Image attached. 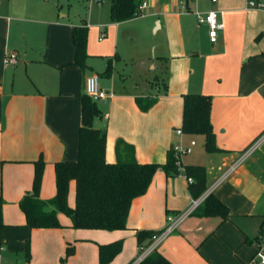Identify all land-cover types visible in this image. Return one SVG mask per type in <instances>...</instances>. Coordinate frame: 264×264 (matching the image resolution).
I'll return each mask as SVG.
<instances>
[{
  "label": "crops",
  "instance_id": "crops-1",
  "mask_svg": "<svg viewBox=\"0 0 264 264\" xmlns=\"http://www.w3.org/2000/svg\"><path fill=\"white\" fill-rule=\"evenodd\" d=\"M87 1L0 0V264H59L68 243L74 252L66 264H97L98 244L118 239L122 249L108 264H130L140 252L135 231L162 229L168 213L184 211L193 199L186 176H169L160 167L146 192L132 200L126 229L73 228L61 212L62 227L25 225L19 200L32 187L33 162L40 156L44 161L39 195L49 199L56 192L54 163L77 158L81 95L91 74L72 63V30L89 26L64 18L73 4ZM206 1L143 0L150 18L144 31L151 35L149 51L131 59V72L114 63L100 74V86L110 95L99 100L102 115L93 123L106 129L107 162L117 160L120 138L134 146L137 161L164 163L173 144L188 145L185 134L175 133L182 124V94L210 95L217 150H205L204 137L196 135L198 154L190 156L196 149L188 154L184 166H205L206 189L198 198L202 203L213 194L228 217L192 212L154 249L173 264H255L256 252H264V239L256 240L264 231V9L249 7L247 0ZM210 9L223 23L215 42L196 14ZM127 21L98 27L100 42L109 35L103 53L115 50ZM11 53L17 61L6 63ZM159 73L162 85L152 82ZM137 96L158 100L142 111ZM69 191L73 206V181Z\"/></svg>",
  "mask_w": 264,
  "mask_h": 264
},
{
  "label": "trees",
  "instance_id": "trees-1",
  "mask_svg": "<svg viewBox=\"0 0 264 264\" xmlns=\"http://www.w3.org/2000/svg\"><path fill=\"white\" fill-rule=\"evenodd\" d=\"M59 1V0H56ZM71 1V0H70ZM86 1V0H83ZM143 0H109V17L112 22H123L142 15ZM88 28L77 25L72 30L75 46L73 64L81 69L86 68ZM111 70L108 64L105 72ZM182 124L183 133L202 135L204 148L207 151L217 150L215 136L210 121V95L204 93H184ZM158 98L137 96L135 102L142 111L149 110ZM102 113L96 101L85 92L81 95V124L78 131V153L74 161L61 160L54 163L56 192L49 199L39 195L44 169L40 156L33 162L34 174L32 187L19 200V207L25 215L28 228L62 227L57 214L64 213L73 228L117 230L127 228V216L131 202L135 197L144 194L158 168L169 175L183 173L191 177L188 190L193 198L199 197L206 189V169L204 165H185L180 172L174 163L172 146L167 150L164 163L139 162L135 158L134 146L122 139L116 142L117 160L113 163L105 159L106 129L94 127V120ZM74 182V205L67 202L70 182ZM4 200L0 194V231L4 226L2 206ZM201 216L228 217L227 207L213 194L205 197L193 211ZM148 229L135 231L139 248L146 247L154 233ZM264 239L261 230L257 241ZM123 240L98 244L97 264H108L122 249ZM29 247L25 251L29 257ZM74 252L71 243L66 245L65 254L59 264H65L69 255ZM138 264H173L161 252L153 249Z\"/></svg>",
  "mask_w": 264,
  "mask_h": 264
},
{
  "label": "rangeland",
  "instance_id": "rangeland-1",
  "mask_svg": "<svg viewBox=\"0 0 264 264\" xmlns=\"http://www.w3.org/2000/svg\"><path fill=\"white\" fill-rule=\"evenodd\" d=\"M202 2L203 4L207 3L206 0H202ZM64 12H66V9L63 11V13ZM146 13L147 10H142V14H143L142 17H135L133 20L130 21L126 20L127 21L126 24H123L119 28L120 34L118 36V42L116 44L115 50L111 54H106L103 52L108 50L106 40L109 38V35H107L106 39L104 38L105 40L103 42H100L98 40V36H99L98 27L104 24L110 25V22H112L109 17V0H102V2H98L97 0H89L87 2H78L76 4H73L69 9L68 16L65 17L64 19L67 21H76L78 24L86 22L89 26V30H88L89 55L86 58L85 72L87 74L98 73L99 74L98 79L100 80L102 78V75L100 74H103L105 72L109 63L111 64V68L115 63L114 66L116 69H120L121 71L123 70L125 72H131L132 71L131 59L147 54L150 48L149 47L151 41L150 32L149 33L144 32L147 26L146 20L150 19L146 17ZM193 20H195V18H193ZM107 29L110 30V27H107ZM131 32L133 33L130 34ZM153 70H154L153 72L156 71L155 68ZM153 72H151V74ZM162 75H163L162 73H159L158 75L159 77H157L156 80L153 78L152 82L154 84L162 85ZM96 104H100V101L97 100ZM184 134L188 138V144L191 140H195V142L197 141V146L195 148L193 147V150L196 149V151L194 150L190 155V156H196L198 154L197 150L200 148L201 145L200 142L201 137L186 133H182L181 135ZM187 156L189 155L186 154L182 158L183 165L185 164L184 159ZM180 175H184V174L180 173ZM67 197H68L67 202L69 200L70 203H73L72 191H69V195ZM60 214L66 216L64 213H60Z\"/></svg>",
  "mask_w": 264,
  "mask_h": 264
},
{
  "label": "built area",
  "instance_id": "built-area-1",
  "mask_svg": "<svg viewBox=\"0 0 264 264\" xmlns=\"http://www.w3.org/2000/svg\"><path fill=\"white\" fill-rule=\"evenodd\" d=\"M97 1L101 2L102 0H97ZM211 2H216V0H211ZM145 5L146 3H142L141 9H143ZM247 5L251 8L264 9V0H247ZM196 14L199 22H205L207 24L209 40L211 42H215L217 40L219 31L223 29V23L219 20L218 11L216 9H210L206 11L204 14H201L200 12H196ZM102 37L103 34H101L100 39ZM16 61H17L16 55L14 53H11L6 60V63L16 62ZM84 92L94 101L105 99L110 95L106 90H104L100 86L98 75L96 74H91L85 78ZM175 133L181 135L183 131L179 127L176 128ZM195 143H196L195 140H191L189 144L185 146L181 143H176L172 145L174 163L176 168L180 172H183L184 170V165L182 161L183 156L186 154H190L193 151V147L195 146ZM237 164L238 162L234 164L229 171L233 170V168ZM186 178L189 183L192 182L191 177H186ZM197 198H193L191 200L189 207L186 208L184 211L176 214L168 213L166 215L165 226L152 235L150 243L146 247L140 249L139 254L130 264H138L147 254H149L157 246V244L166 235L174 231L179 225V223L185 217L190 215L199 206L201 200ZM1 250H3L2 246H0V252ZM251 263L264 264V252L258 250L255 256L251 259Z\"/></svg>",
  "mask_w": 264,
  "mask_h": 264
}]
</instances>
